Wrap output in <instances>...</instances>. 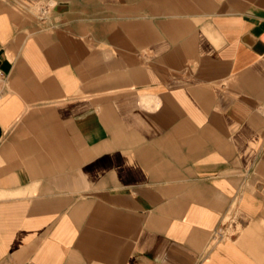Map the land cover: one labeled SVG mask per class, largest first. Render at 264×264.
Listing matches in <instances>:
<instances>
[{
    "label": "crops",
    "instance_id": "0c3cea01",
    "mask_svg": "<svg viewBox=\"0 0 264 264\" xmlns=\"http://www.w3.org/2000/svg\"><path fill=\"white\" fill-rule=\"evenodd\" d=\"M0 68V264L263 262L264 0H0Z\"/></svg>",
    "mask_w": 264,
    "mask_h": 264
},
{
    "label": "rangeland",
    "instance_id": "374dc122",
    "mask_svg": "<svg viewBox=\"0 0 264 264\" xmlns=\"http://www.w3.org/2000/svg\"><path fill=\"white\" fill-rule=\"evenodd\" d=\"M254 229L257 230V231L255 230V232L257 234V236L255 237L256 241H258L259 246H261L257 250H258V252L263 253L264 252V215L261 218L254 220L251 223V225L248 226L247 228H245L244 230H242V226L239 223H237L235 232H236V235L240 234L238 237L237 243L246 249V247L243 246V242L245 240V237H247V235H249V233L254 232ZM251 230H253V231H251ZM229 232H232V230H230ZM258 258H260V257H257V256L254 257V259H256V261H257V262L255 261L256 264H264V260H263V262H260L259 261L260 259H258Z\"/></svg>",
    "mask_w": 264,
    "mask_h": 264
},
{
    "label": "built area",
    "instance_id": "2783aa9c",
    "mask_svg": "<svg viewBox=\"0 0 264 264\" xmlns=\"http://www.w3.org/2000/svg\"><path fill=\"white\" fill-rule=\"evenodd\" d=\"M6 80H7V73L0 68V98L4 94L3 85L6 82Z\"/></svg>",
    "mask_w": 264,
    "mask_h": 264
}]
</instances>
